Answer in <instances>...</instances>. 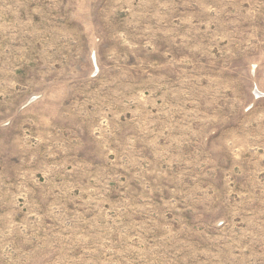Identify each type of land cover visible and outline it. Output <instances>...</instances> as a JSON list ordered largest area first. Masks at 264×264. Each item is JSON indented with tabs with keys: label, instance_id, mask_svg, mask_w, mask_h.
<instances>
[{
	"label": "rangeland",
	"instance_id": "374dc122",
	"mask_svg": "<svg viewBox=\"0 0 264 264\" xmlns=\"http://www.w3.org/2000/svg\"><path fill=\"white\" fill-rule=\"evenodd\" d=\"M0 264H264V0H0Z\"/></svg>",
	"mask_w": 264,
	"mask_h": 264
}]
</instances>
